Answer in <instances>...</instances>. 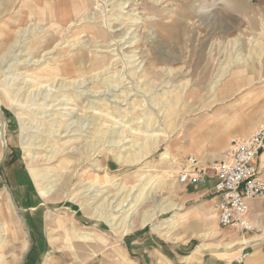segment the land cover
<instances>
[{"label":"rangeland","instance_id":"rangeland-1","mask_svg":"<svg viewBox=\"0 0 264 264\" xmlns=\"http://www.w3.org/2000/svg\"><path fill=\"white\" fill-rule=\"evenodd\" d=\"M229 1L0 0V264H130L186 236L188 92L264 53V0Z\"/></svg>","mask_w":264,"mask_h":264},{"label":"crops","instance_id":"crops-1","mask_svg":"<svg viewBox=\"0 0 264 264\" xmlns=\"http://www.w3.org/2000/svg\"><path fill=\"white\" fill-rule=\"evenodd\" d=\"M81 1L20 0V3L28 7L23 10L28 15L29 7L38 5L45 9L52 7L50 10L55 14L71 16ZM251 61L234 67L209 91L188 92L186 112L190 119L184 154L194 156L202 166L218 159L232 140L243 139L264 124V53ZM260 166L264 181L263 161ZM214 182L209 177L204 184L181 188V201L189 202L190 206L183 213L185 221L181 226L186 227V236L176 227L171 240L160 238L156 247L148 245L150 239L146 238L140 242L145 246H140L139 253L129 259L130 264H238L235 260L242 252L247 253L244 264H264V196L248 201L249 219L260 232L223 227L214 207L217 199ZM126 243L131 244L128 239Z\"/></svg>","mask_w":264,"mask_h":264},{"label":"built area","instance_id":"built-area-1","mask_svg":"<svg viewBox=\"0 0 264 264\" xmlns=\"http://www.w3.org/2000/svg\"><path fill=\"white\" fill-rule=\"evenodd\" d=\"M261 161L264 162V124L249 136L232 140L220 157L207 167L201 166L194 156H188L185 165L178 169L176 180L180 185H197L213 178L217 196L214 207L218 211L219 224L257 233L259 229L248 216V201L264 196ZM246 256L247 253L242 252L235 261L244 264Z\"/></svg>","mask_w":264,"mask_h":264},{"label":"bare ground","instance_id":"bare-ground-1","mask_svg":"<svg viewBox=\"0 0 264 264\" xmlns=\"http://www.w3.org/2000/svg\"><path fill=\"white\" fill-rule=\"evenodd\" d=\"M234 0H232V2H230V4H231V6L232 7H235V4H238L239 6H241V4H242V1L241 0H236V3L235 2H233ZM230 6V5H229ZM134 59V61H133V63L135 64V65H137V67L139 68V67H141V61L139 60V61H137L135 58H133ZM137 61V62H136ZM51 89V87H49L48 88V91ZM0 136H1V140H2V142H3V145H4V138H3V132L2 131H0ZM32 178H33V180H41L42 179V177H40L38 174H32ZM50 182L51 183H53V187L55 188L58 184L55 182V180H50ZM41 190V194L43 195V196H45V189L44 188H40ZM52 190H54V189H52ZM88 194H89V198H92V196H95L96 194H93L92 192H88ZM127 196H128V194L127 193H123V194H121L120 195V197L118 198V199H115V198H111V199H108L107 200V202H106V206H110L112 209L114 208V210L115 211H119L122 207H124V206H128V203H127ZM9 199H4V200H6V206H7V209H9L10 208V206L12 207V205H13V202H12V199L10 198V197H8ZM172 206H174V205H168L167 206V208H171ZM129 208H130V206H128V208L126 209V210H129ZM166 208V209H167ZM5 210V209H4ZM160 210V209H159ZM11 211V210H10ZM9 213V212H8ZM10 214V213H9ZM152 218V215H150L147 219H151ZM13 220V219H12ZM108 221L110 222V223H112V224H114L115 223V220H114V217H109L108 218ZM5 223V222H4ZM7 226V225H6ZM12 228V227H11ZM3 229H4V227H3ZM13 230V228L11 229V235L13 234L14 235V232L12 231ZM4 233H5V231H4ZM1 235V234H0ZM7 235V234H6ZM10 241H11V239H10ZM13 241V240H12ZM15 243V242H14ZM2 248V247H1ZM9 248V247H8ZM7 248V249H8ZM18 248V247H17ZM14 251V250H13ZM7 261V260H6Z\"/></svg>","mask_w":264,"mask_h":264}]
</instances>
